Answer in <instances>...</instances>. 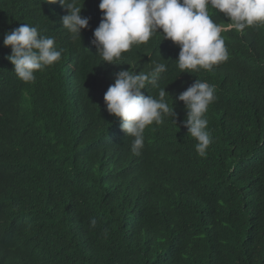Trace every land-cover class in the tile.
Here are the masks:
<instances>
[{
  "label": "trees",
  "instance_id": "1",
  "mask_svg": "<svg viewBox=\"0 0 264 264\" xmlns=\"http://www.w3.org/2000/svg\"><path fill=\"white\" fill-rule=\"evenodd\" d=\"M96 7L95 0H84L86 11ZM59 13L67 14L59 3L0 0V63L11 54L5 33L21 24L37 26L62 50L60 61L47 68L51 81L39 74L36 84L17 85L7 97L21 111L14 121L29 134L18 130L12 144L0 143L1 264H264V104L254 103L264 96V27L222 32L233 61L219 64L218 74L214 69L198 76L215 85V95L237 90H225L209 105L213 143L206 156L197 155L194 138L176 124L162 128L164 123L144 132V147L135 157L131 142L113 131L111 124L120 120L107 113L104 93L117 72L153 68L152 61L167 65L162 85L181 88L179 47L157 35L147 42L156 45L153 52L160 49L152 59L142 44L123 53L121 64H108L91 44L102 15L82 11L89 27L73 40ZM220 14H212L215 23L229 22ZM254 56L260 68L247 75L234 62ZM71 72L69 84L65 73ZM240 85L254 89L240 92ZM142 92L158 97L148 86ZM48 94L47 103L27 106ZM5 105L0 101V123ZM177 134L182 135L173 139Z\"/></svg>",
  "mask_w": 264,
  "mask_h": 264
},
{
  "label": "clouds",
  "instance_id": "2",
  "mask_svg": "<svg viewBox=\"0 0 264 264\" xmlns=\"http://www.w3.org/2000/svg\"><path fill=\"white\" fill-rule=\"evenodd\" d=\"M42 3H59L67 11L66 15H59L63 28L67 29L73 40L81 39L82 29L89 27V18L82 17V11L91 17L97 13L102 15L98 27L94 29L91 44L101 61L108 64H121L123 53L129 52L133 46L146 44L157 35L161 37V42L170 40L178 46L180 51L175 60L178 79L185 80L181 88L162 85L167 65L152 61L153 68L150 65L142 71L117 72L114 83L104 93L105 108L109 115L119 118L120 121L111 124L113 131L131 142V152L135 157L141 154L147 129L160 127L164 123L162 128L170 125L165 121L166 117L173 118L176 124L177 116L180 118L177 125L184 126L182 130L186 136L197 142V155L206 156L207 149L213 143L207 130V111L217 95L215 85L200 80L198 76L202 74L201 71L210 72L214 66L229 59L222 32L234 30L242 34L246 28L264 27V0H95L97 7L92 12L83 8L84 0L82 5L81 0H42ZM213 13L218 16L223 13L229 22L215 23ZM3 44L11 48V54L3 55L2 58L9 61L0 63V101L6 102L0 123V143L12 144L18 130L22 135L29 133L14 121L13 118L21 111L7 97L16 90L17 85L34 84L39 74L51 81L47 68L60 61L62 50L57 49L53 37L42 35L39 28L31 24H21L5 33ZM150 58L147 55V59ZM257 58L254 56L245 60L241 65L242 72L247 75L259 69ZM69 68L73 71L72 66ZM66 75L69 77V74L65 73L66 83L71 84L73 73L70 74L71 80ZM21 82L22 85L19 84ZM147 86L158 97L144 95L142 90ZM48 98L49 94L39 102L26 104L38 106L47 103ZM153 123L157 126L150 127ZM90 227H96L95 218L91 219Z\"/></svg>",
  "mask_w": 264,
  "mask_h": 264
},
{
  "label": "bare ground",
  "instance_id": "3",
  "mask_svg": "<svg viewBox=\"0 0 264 264\" xmlns=\"http://www.w3.org/2000/svg\"><path fill=\"white\" fill-rule=\"evenodd\" d=\"M96 16H97V14H96ZM258 44H259V43H258ZM168 46H172V42H171L170 40H169V42H168ZM146 47H147V52H146V53H147V55H149V56L151 57L150 59H152V55L154 56V52H155L156 50H158L159 47H158L154 52H153V50H154V48L156 47L155 44H153V43H146ZM247 48H249V47H247ZM159 50H160V49H159ZM261 50H262V49H261ZM262 55H263V54H262ZM229 60H230V61H233V55L229 56V59L227 60V62H228ZM234 60H235L234 62L237 63V64L241 67V65H242L241 61L236 60V59H234ZM163 63H164V62H163ZM263 64H264V63H263ZM214 69H215V70L217 69V70L219 71V72L216 71L217 74L220 73V71H221L220 66H214V68H213L212 70H214ZM212 70H211V71H212ZM205 72H209V71H205ZM201 73H202L203 75H209V74H206V73H204V72H202V71H201ZM199 79H201V78H199ZM19 84H22V82L19 83ZM53 85H55V84H53ZM37 86H38V84H37ZM37 86H36V87H37ZM58 87H59V86H58ZM38 88H39V87H38ZM258 88H259V86L255 87V89H258ZM51 89H52V88H51ZM242 89H245V91L247 92L248 90H250V89H254V88L246 89L245 87H243V86L241 87V85H240V87L238 88V90H239L240 92H242ZM259 89H260V88H259ZM57 90H59V89H57ZM225 90H227V91H234V90H231V89H229V88L221 89V90H219V92H218V94H217V95H218L217 98L220 97V96L222 95V93H223ZM21 91H22V90H21ZM36 91H37V90H36ZM52 91H53V90H52ZM66 91H67V90H66ZM236 91H237V90H235L234 92H236ZM252 91H254V90H252ZM56 92H57V91H56ZM58 92H59V91H58ZM60 92H61V91H60ZM249 92H250V91H249ZM249 92H248V93H249ZM254 92H256V93H260L261 91H254ZM40 93H41V91H40ZM263 93H264V92H262L261 94H263ZM26 94H27V93H26ZM44 94H45V91H44ZM53 95H55V94H53ZM58 95H59V94H58ZM60 96H61V95H60ZM45 97H46V96H45ZM54 97H55V96H54ZM56 97H57V96H56ZM56 97H55V98H56ZM223 97H224V95H223ZM55 98H54V99H55ZM52 99H53V98H51V100H52ZM65 99H67V98H65ZM259 99H261V100L259 101ZM259 99L255 100L254 103H258V105H259V104H264V96H262V97L259 98ZM49 100H50V99H49ZM56 101H58V100H56ZM234 101H235V100H234ZM81 102H82V101H81ZM230 102H231V101H230ZM252 102H253V101H252ZM49 103H51V102H49ZM54 103H55V101H54ZM226 103H227V102H226ZM249 103H250V102H249ZM51 104H52V103H51ZM224 104H225V103H224ZM229 104H231V103H229ZM229 104H228V105H229ZM250 104H251V103H250ZM252 104H253V103H252ZM65 105H66V104H65ZM253 106H254V105H253ZM254 108H255V107H254ZM261 108H262V107H261ZM61 109H62V108H61ZM64 109H66V108H64ZM259 110H260V109H259ZM262 111H263V110H262ZM207 112H210V110H208ZM260 112H261V111H260ZM261 114H264V113L262 112ZM262 116H263V115H262ZM70 117H71V116H70ZM215 118H216V117H215ZM261 118H262V117H261ZM88 119H89V118H88ZM259 119H260V118H259ZM262 120H263V118H262ZM165 121H167V122H169V123H171V124H175V123H173V118H171V117H166V118H165ZM79 122H80V121H79ZM88 122H89V120H88ZM261 122H262V121H261ZM177 123H178V121H177V119H176V125H175V127L177 126V128H179V129L181 130V133H182L183 135L186 136V134H185L184 131L182 130V127H181L180 125H177ZM259 123H260V122H259ZM262 123H264V122H262ZM83 124H84V123H83ZM247 125H248V124H246V126H247ZM263 126H264V125H263ZM76 128H77V127H76ZM79 128H80V127H79ZM168 128H169V127H168ZM168 128H167V129H168ZM86 129H87V128H86ZM79 130H80V129H79ZM88 132H89V130H88ZM166 132H167V131H166ZM173 132H174V131H173ZM167 133H168V132H167ZM87 134H88V133H87ZM182 134H177L176 137L173 138V139H176V138L178 139V137H179L180 135H182ZM99 135H100V134H99ZM166 136H167V135H166ZM173 136H175V135L172 134V136H170V137H173ZM88 137H89V136H88ZM251 138H252V137H251ZM87 139H88V138H87ZM154 139H155V138H154ZM157 139H158V138H157ZM254 139H255V137H254ZM177 141H178V140H177ZM183 141H184V140H183ZM185 141H186V140H185ZM150 142H151V141H150ZM185 143H186V142H185ZM182 144H183V143H182ZM100 145H101V144H100ZM186 146H187V144H186ZM155 147H156V146H155ZM239 147H240V146H239ZM242 147H243V146H242ZM248 147H249V146H248ZM158 148H159V147H158ZM245 148H246V147H245ZM245 148H244V149H245ZM240 149H241V148H240ZM251 149H252V148H251ZM244 151H245V150H244ZM255 151H256V150H255ZM99 152H100V151H99ZM178 152H180V151H178ZM245 152H246V151H245ZM112 153H114V152H112ZM182 153H183V152H181V155H182ZM184 154H185V153H184ZM249 154H250V156H251V159H253V161L249 159V160L251 161V165H254V164L256 163V162H255V161H256V160H255V156H254L255 153H254L253 151H251V152H249ZM1 155H2V153H1ZM31 155H32V154H31ZM174 155H175V154H174ZM176 155H177V154H176ZM179 155H180V154H179ZM182 156H183V155H182ZM177 157H178V156H177ZM179 158H180V157H179ZM259 158H260V157H259ZM257 159H258V157H257ZM259 162H260V159H259ZM259 162H258V163H259ZM261 162L263 163L262 159H261ZM155 163H156V162H155ZM155 163H154V164H155ZM5 165H6V164H5ZM3 167H4V166H3ZM146 168H147V167H146ZM160 170H162V168H161ZM24 173H25V172H24ZM20 174H21V173H20ZM17 176H18V175H17ZM26 177H27V176H26ZM23 180H24V178H23ZM27 180H28V179H27ZM30 180H31V178H30ZM30 180H29V182H30ZM13 181H14V180H13ZM25 181H26V180H25ZM17 182H18V181H17ZM19 182H20V181H19ZM27 182H28V181H27ZM11 184H12V183H11ZM11 184H10V186H11ZM13 184H14V183H13ZM13 184H12V185H13ZM20 184L22 185L23 182L20 183ZM30 184H33V185H34V183H30ZM16 185H17V184H16ZM14 186H15V185H14ZM28 186H29V184H28ZM36 186H37V185H36ZM7 187H8V186H7ZM24 187H25V186H24ZM15 188H16V186H15ZM10 189H12V188L10 187ZM10 189H9V190H10ZM21 189H22V188H21ZM5 190H8V189H5ZM19 190H20V189H19ZM22 190H23V189H22ZM12 191H13V190H12ZM16 191L19 193V191H18L17 189L15 190V192H16ZM8 192H9V191H6L7 194H8ZM10 192H11V191H10ZM25 192H26V191H24L23 193H25ZM3 193H4V192H3ZM20 193H21V192H20ZM14 195H15V194H14ZM2 196H4V195H2ZM5 197H6V196H5ZM5 197H4V198H5ZM12 197H13V196H11V198H12ZM6 198H7V197H6ZM0 199H1V198H0ZM14 199H15V198H14ZM14 199H13V200H14ZM30 199H31V198H30ZM2 200H3V198L1 199V201H2ZM10 200H12V199H10ZM8 201H9V200H8ZM15 201H16V200H15ZM2 202H3V201H2ZM14 203H16V202H14ZM14 203H13V204H14ZM17 203H18V202H17ZM78 203H79V202H78ZM13 204H12V205H13ZM20 204H21V203H19V205H20ZM0 205H1V204H0ZM14 205H15V204H14ZM6 206H7V205H6ZM20 206H22V205H20ZM11 207H12V206H11ZM22 207H23V206H22ZM36 207H37V206H36ZM36 207H35V208H36ZM4 208H5V207H4ZM18 208L21 209V207H18ZM25 208H27V207H25ZM5 209H7V208H5ZM10 209H11V208H10ZM12 209H13V208H12ZM12 209H11V211H12ZM20 209H19V210H20ZM2 210H3V209H2ZM7 210H9V209H7ZM13 210H14V209H13ZM19 210H18V211H19ZM24 210H25V209H24ZM16 211H17V210H16ZM16 211H14V212L17 213ZM2 212H3V211H2ZM2 212H1V213H2ZM5 212L7 213V211H5ZM14 212H13V213H14ZM19 212H21V210H20ZM8 213H9V212H8ZM21 213H22V212H21ZM21 213H20V214H21ZM18 214H19V213H18ZM5 215H6V214H5ZM9 215H10V213H9ZM16 215H17V214H16ZM2 216H3V215H1V217H2ZM11 216H12V215H11ZM11 216H10V218H12ZM18 216H20V215H18ZM8 217H9V216H8ZM4 218H5V217H4ZM4 218H3V219H4ZM3 219H2V220H3ZM8 219H9V218H8ZM14 219H15V218H14ZM0 220H1V218H0ZM5 220H7V219H5ZM10 220H12V219H10ZM8 221H9V220H8ZM12 221H14V220H12ZM6 223L8 224V222H6ZM9 223H10V221H9ZM3 224H4V223H3ZM7 224H6V225H7ZM11 224H12V223H11ZM15 225H16V224H15ZM15 225H13V226H15ZM20 225H21V226L24 225L23 222H22V224H20ZM7 226H8V225H7ZM27 226H28V225H27ZM27 226H26V227H27ZM22 227H23V226H22ZM28 227H29V226H28ZM28 227H27V228H28ZM4 228H6V227H4ZM23 228H24V227H23ZM20 229H22V228H20ZM24 229H26V228H24ZM28 229H29V228H28ZM31 229H32V228H31ZM26 231H27V230H26ZM26 231H25V232H26ZM9 232H10V231H9ZM20 233H21V231H20ZM22 233H23V232H22ZM14 234H15V233H14ZM30 234H31V232H30ZM21 236H22V235H21ZM30 236H31V235H29V236H27V237L29 238ZM18 237H19V236H18ZM24 237H26V236H23V238H24ZM21 238H22V237H21ZM21 238H19V240H21ZM21 242H22V241H21ZM28 242H29V239L26 241V243H28ZM31 244H32V243H31ZM19 246H20V245H19ZM70 246H72V245H70ZM74 246H75V245H74ZM13 248H14V247H13ZM1 249H2V253H3V248H1ZM4 250H5V249H4ZM70 250H71V249H70ZM73 250H74V249H73ZM56 252H57V251H56ZM6 253H7V252H6ZM53 254H54V253H53ZM55 254H56V253H55ZM49 255H50V254H49ZM52 256H53V255H52ZM8 258H9V256H8ZM57 261H59V260H57ZM4 262H5V261H4ZM59 262H60V261H59ZM12 263H14V260H13ZM0 264H1V262H0ZM14 264H15V263H14Z\"/></svg>",
  "mask_w": 264,
  "mask_h": 264
},
{
  "label": "rangeland",
  "instance_id": "4",
  "mask_svg": "<svg viewBox=\"0 0 264 264\" xmlns=\"http://www.w3.org/2000/svg\"><path fill=\"white\" fill-rule=\"evenodd\" d=\"M69 78H70V77H69ZM70 80H71V78H70ZM70 80H69V81H70Z\"/></svg>",
  "mask_w": 264,
  "mask_h": 264
}]
</instances>
